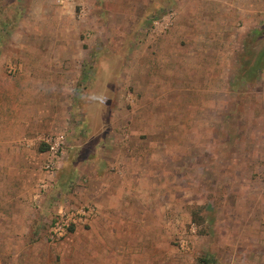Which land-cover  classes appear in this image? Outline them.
Instances as JSON below:
<instances>
[{"label":"rangeland","instance_id":"obj_1","mask_svg":"<svg viewBox=\"0 0 264 264\" xmlns=\"http://www.w3.org/2000/svg\"><path fill=\"white\" fill-rule=\"evenodd\" d=\"M263 68L264 0H0V120L65 136L36 238L99 217L56 264H264Z\"/></svg>","mask_w":264,"mask_h":264},{"label":"crops","instance_id":"obj_2","mask_svg":"<svg viewBox=\"0 0 264 264\" xmlns=\"http://www.w3.org/2000/svg\"><path fill=\"white\" fill-rule=\"evenodd\" d=\"M11 118L0 120V264H56V256L63 252L62 244L54 246L42 233L36 238V219L32 220L29 214L32 198L38 192L34 183L41 166L54 161L44 150L34 154L23 135L17 139L13 115ZM34 156L38 158L32 162ZM94 173H97L96 168ZM97 204L102 213L104 204ZM97 218L99 221L96 216L94 223ZM80 232L81 226L67 235L64 243Z\"/></svg>","mask_w":264,"mask_h":264},{"label":"built area","instance_id":"obj_3","mask_svg":"<svg viewBox=\"0 0 264 264\" xmlns=\"http://www.w3.org/2000/svg\"><path fill=\"white\" fill-rule=\"evenodd\" d=\"M58 3H63L70 0H56ZM72 1V0H71ZM170 18V15H167ZM47 152L53 158H58L62 155L65 136L64 134L57 135L52 142L46 140ZM57 160V159H56ZM55 160V161H56ZM45 169L48 172L55 170L54 162L45 164ZM39 184L42 191H46L52 187V179L41 178ZM97 214L96 205L90 201H82L78 203L59 202L54 208L46 225L45 238L55 245L62 241L66 235L74 231L77 227L89 224Z\"/></svg>","mask_w":264,"mask_h":264}]
</instances>
